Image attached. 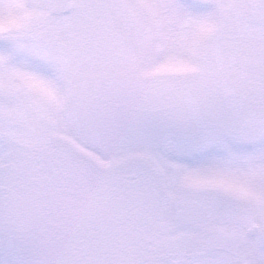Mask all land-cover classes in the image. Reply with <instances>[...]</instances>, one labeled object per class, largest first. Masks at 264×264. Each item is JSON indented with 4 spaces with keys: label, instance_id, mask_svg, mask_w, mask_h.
I'll return each mask as SVG.
<instances>
[{
    "label": "snow or ice",
    "instance_id": "obj_1",
    "mask_svg": "<svg viewBox=\"0 0 264 264\" xmlns=\"http://www.w3.org/2000/svg\"><path fill=\"white\" fill-rule=\"evenodd\" d=\"M0 264H264V0H0Z\"/></svg>",
    "mask_w": 264,
    "mask_h": 264
}]
</instances>
